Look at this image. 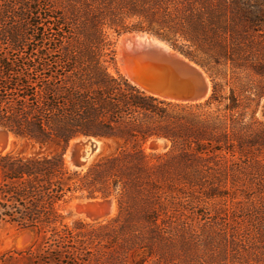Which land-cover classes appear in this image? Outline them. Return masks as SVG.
Listing matches in <instances>:
<instances>
[{"label":"trees","instance_id":"trees-1","mask_svg":"<svg viewBox=\"0 0 264 264\" xmlns=\"http://www.w3.org/2000/svg\"><path fill=\"white\" fill-rule=\"evenodd\" d=\"M129 32L200 65L213 99L164 102L111 72L110 33ZM263 99L264 0H0V125L40 148L0 154V226L33 234L25 264H201L217 236L264 262L234 211L264 241ZM89 136L115 150L86 170L42 150ZM154 138L169 149L147 152ZM112 197L114 219L65 223L74 199Z\"/></svg>","mask_w":264,"mask_h":264},{"label":"water","instance_id":"water-1","mask_svg":"<svg viewBox=\"0 0 264 264\" xmlns=\"http://www.w3.org/2000/svg\"><path fill=\"white\" fill-rule=\"evenodd\" d=\"M148 36L157 38L144 32L127 33L120 37V59L117 60L120 73L145 94L164 102L186 105L210 102L215 89L208 73L179 52L155 47ZM86 138V143L77 145H71V140L66 150L78 169L86 167L93 156L99 155L106 142L99 137ZM19 140L13 131L0 125V154L10 153ZM166 142L164 138H154L148 143L150 150L159 151ZM87 200L101 201L90 202L78 210L94 223L103 222L112 215L114 197Z\"/></svg>","mask_w":264,"mask_h":264},{"label":"rangeland","instance_id":"rangeland-1","mask_svg":"<svg viewBox=\"0 0 264 264\" xmlns=\"http://www.w3.org/2000/svg\"><path fill=\"white\" fill-rule=\"evenodd\" d=\"M132 33V32H129ZM144 33H149V32H144ZM127 33L121 34L117 36L116 34L110 33V39L114 43V50L116 52L115 56V65L110 67L111 72H115L116 70L120 71V68L118 66V50H117V45L119 42L120 37L125 35ZM158 39L162 40L166 45H168L173 51L179 52L175 50L167 41L161 39L160 37L149 33ZM180 53V52H179ZM188 59V58H187ZM189 60V59H188ZM193 62V61H192ZM195 63V62H194ZM197 64V63H196ZM207 73V72H206ZM228 92V91H227ZM209 103V102H208ZM204 105V104H203ZM257 109L256 113V118L264 121V99L261 101L258 107L254 104L253 107L250 109L248 118H250L251 113ZM87 138H78V141L75 142V144L80 143L81 141H86ZM107 141V140H106ZM110 142V143H109ZM105 142L104 143V148L102 152L95 156L85 167L87 168L91 163L96 162L99 158L103 156H107L110 153H112L115 150V147L111 141ZM169 142H166V144L161 148L159 151H152L149 148V143L145 145V149L147 152H166L169 149ZM68 144H54L51 145L50 147H45L42 150L48 153H63L64 154V160L68 164L67 166L70 169H77V170H83V169H78L74 165V167L71 166L70 162V157H68L66 154ZM39 146L35 145L31 142L25 141V140H19L18 143L13 147L12 151L14 152H22L25 154H31L33 152L39 151ZM11 151V152H12ZM86 170V169H84ZM76 202V205L74 203ZM90 202L95 201H88L87 199H74L72 202L69 203L66 207L65 214L68 215L67 219L65 220V223L68 225H72L74 221L76 220H82L88 223H94L91 219H89L87 216L84 214H80L78 210L81 207H84ZM229 204V203H228ZM115 211L112 213L113 215L109 216L105 221L112 220L118 215V205L117 201L115 199ZM75 206V207H74ZM77 206V207H76ZM234 211L236 212V217H237V227L241 230H244L246 233L247 240H243L242 244L245 245L246 247L248 244H252L254 242L259 243L257 247H260L259 251H255L254 253H264V241L259 235V231L255 229V227L252 226L251 222L249 219H244V216H246L249 212L248 205L247 204H241L238 205L236 208H234ZM104 222V221H103ZM219 232V230H214ZM240 239H244V237L239 236ZM261 239L262 243H260L259 238ZM33 241V234L30 232H25L17 229L16 227H13L8 224H4L0 226V264H25L23 260H21L22 253L27 246H29ZM246 250H240L238 252L233 251L231 247L224 242V240L220 237L217 236L216 239L214 240V246H212L211 251H208L206 247H199V257H200V262L201 264H248L246 261L249 259V255ZM221 255V257H220ZM258 256H261L260 254ZM5 258L4 262L3 259ZM212 257L214 260H212ZM263 259L264 256H261ZM12 258V259H11ZM209 259V261H208ZM211 260V263H210ZM249 262L251 264H264V262H259V263H254L253 260L249 259Z\"/></svg>","mask_w":264,"mask_h":264},{"label":"bare ground","instance_id":"bare-ground-1","mask_svg":"<svg viewBox=\"0 0 264 264\" xmlns=\"http://www.w3.org/2000/svg\"><path fill=\"white\" fill-rule=\"evenodd\" d=\"M150 41H152V43L154 44V46L155 47H158V48H161V49H163V50H169V51H172V49L168 46V45H166L164 42H162V41H160L159 39H157V38H154V37H151V36H148L147 37ZM119 43H120V41H119ZM117 50H118V61H119V59H120V56H119V44L117 45ZM173 52V51H172ZM86 138V137H85ZM88 140V139H87ZM87 140L86 141H81L80 143H78V144H83V143H86L87 142ZM76 141H78V139H75V140H73L72 142H71V145H77V144H75V142ZM68 157H70V155H68V154H66ZM96 156V155H95ZM95 156H93L91 159H90V161L95 157ZM89 161V162H90ZM70 162H71V166L72 167H74L75 165H74V163H73V161H72V159H71V157H70ZM74 165V166H73ZM76 167V166H75ZM83 170L84 169H86L85 167L84 168H82ZM95 202H101L100 200H96ZM74 205H76V202L74 203ZM75 207V206H74ZM77 207V206H76ZM115 207H116V205H115V201H114V208H113V212L115 211ZM113 215V214H112Z\"/></svg>","mask_w":264,"mask_h":264}]
</instances>
